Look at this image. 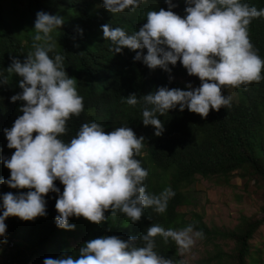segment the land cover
<instances>
[{
  "label": "clouds",
  "instance_id": "clouds-1",
  "mask_svg": "<svg viewBox=\"0 0 264 264\" xmlns=\"http://www.w3.org/2000/svg\"><path fill=\"white\" fill-rule=\"evenodd\" d=\"M96 2L113 14L127 16L139 11L144 0ZM185 2L184 17L172 11L177 6L172 0H166L168 10L158 4L150 5L151 11L143 16L145 23L133 34L110 24L101 26L102 39L110 54L122 53L127 48L136 52L134 61L169 73V65L175 66L179 61L190 76L201 81L196 88L187 84L188 90L162 86L139 99L135 93L126 97L131 106L142 101L143 125L153 126L157 137L165 130L157 114L164 115L179 106L181 112L187 108L206 118L210 110L218 112L231 107V97L222 92L224 86L235 88L264 80V60L249 36V25L264 17V9L258 10L241 0ZM47 9L38 8L36 14L34 51L23 62L11 58L7 75L0 71V85L12 83L9 79L13 74L22 78L19 84L5 87L7 96L18 93L11 101L20 102L12 106L9 114L19 117L10 129H4L7 147L15 151L10 159L2 158L10 177L0 178V184L27 189L0 196L3 209L0 237H6L5 221L9 217L32 221L46 216L45 197L49 193L58 194L55 220L57 227L65 230L75 228L68 222L71 217L99 224L108 219L105 213L110 211L112 217L123 213L135 223L146 208L157 214L165 213L175 192L171 187L159 194L146 190L144 182L149 173L136 158L144 147V136L137 137L127 126L105 132L101 124L93 121L83 123L70 142L61 139L68 131V121L84 111V86L90 81L84 79L80 83L77 76H69L64 55H49L56 49L52 34L62 27L64 20ZM21 101L25 102L22 107ZM57 179L64 185L62 194L54 183ZM157 236L164 243L174 241L182 256L198 239L204 238V233L196 231L193 225L166 230L153 224L146 234L127 240L117 236L88 240L79 248L78 257L62 252L58 258H45L43 264H184L182 259L165 258L155 250Z\"/></svg>",
  "mask_w": 264,
  "mask_h": 264
},
{
  "label": "trees",
  "instance_id": "trees-1",
  "mask_svg": "<svg viewBox=\"0 0 264 264\" xmlns=\"http://www.w3.org/2000/svg\"><path fill=\"white\" fill-rule=\"evenodd\" d=\"M241 2L258 10L264 9V0ZM172 3L177 5L172 11L184 17L185 0H172ZM156 4L168 10L166 0H144L138 9L141 16L133 19V16L109 12L96 0H0V71L5 75L11 58L23 62L25 56L34 51V22L38 8H48L64 20L62 27L52 34L56 49L49 55H64L68 75L77 76L80 83L84 79L90 82L84 86V111L68 121V131L61 139L70 142L83 123L93 121L101 124L105 132H111L116 127H130L137 137H145L144 147L136 158L149 173L144 182L146 190L159 194L171 187L175 192L163 214L146 208L142 218L135 223L123 213L112 217L110 211L105 213L108 219L99 224L83 217H71L68 222L75 225L74 230L57 227L55 203L58 194L49 193L45 197L46 216L32 221H23L18 217L6 219V237H0V264H43L45 258H58L62 252L78 257L79 248L88 240L102 236L127 240L130 236L146 234L153 224L166 230L193 225L196 231L202 230L204 238L209 241L220 236L233 242L231 253H224L215 246L208 258L198 264H254L259 261L252 257L249 242L264 219L252 220L241 216L233 230L217 232L205 226L199 213L189 215L181 208L192 204L189 191L197 177L217 178L221 184H228L238 172L241 179L250 178L257 184H264V80L235 88L224 86L222 92L231 97V107L221 108L218 112L210 110L206 118L187 108L181 112L179 106L164 115L157 114L165 130L159 137L154 135L153 126L143 125L142 101L131 106L127 104L126 97L135 93L139 99L162 86L188 90L187 83L196 88L201 81L196 76H190L179 61L175 66L169 65V73L159 67L149 69L142 61H134L136 52L127 48L122 53L110 54L102 39L101 26L110 24L133 34L145 23L143 16L151 11L150 5ZM249 36L264 60V17L251 22ZM143 51L147 53L146 49ZM21 79L13 74L9 79L12 83L0 85V178L5 180L10 177V170L4 166L2 158L10 159L15 149L7 147L4 129H10L19 117L9 114L12 106L20 102H12L11 97L18 93L7 96L5 87L19 84ZM24 103L21 101L20 107ZM54 183L62 194L64 185L58 179ZM20 191L26 192L27 189H12L0 184V196ZM2 211L0 207V214ZM79 238L82 240L79 241ZM155 242V250L160 255L180 259L174 241L169 239L164 243L162 237L157 236Z\"/></svg>",
  "mask_w": 264,
  "mask_h": 264
},
{
  "label": "rangeland",
  "instance_id": "rangeland-1",
  "mask_svg": "<svg viewBox=\"0 0 264 264\" xmlns=\"http://www.w3.org/2000/svg\"><path fill=\"white\" fill-rule=\"evenodd\" d=\"M127 16H141V12H129ZM189 193L193 199L192 204L181 208V211L189 215L192 212L199 213L210 231H231L238 225L241 216L252 220L264 219V184H257L250 178L241 179L238 172L234 173L228 184H221L217 178L197 177ZM249 244L252 257L259 260L254 264H264V222ZM215 246L224 253H231L234 244L220 236L210 241L198 239L189 251L182 256L179 253V256L184 264H198L208 258Z\"/></svg>",
  "mask_w": 264,
  "mask_h": 264
}]
</instances>
